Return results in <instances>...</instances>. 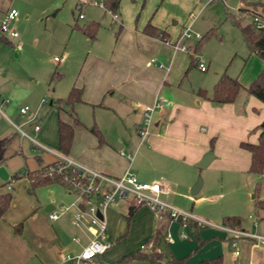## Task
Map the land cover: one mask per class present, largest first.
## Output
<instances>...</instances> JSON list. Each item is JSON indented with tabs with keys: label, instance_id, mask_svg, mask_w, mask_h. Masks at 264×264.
<instances>
[{
	"label": "crops",
	"instance_id": "1",
	"mask_svg": "<svg viewBox=\"0 0 264 264\" xmlns=\"http://www.w3.org/2000/svg\"><path fill=\"white\" fill-rule=\"evenodd\" d=\"M211 1L209 0L208 3ZM10 7L25 14L24 19L13 22L16 14L6 23L7 29L14 30L16 36L10 37L5 33L0 36V105L8 113L13 114L15 112L13 103L17 101L21 105L25 103L24 101L27 103L26 92L37 93L41 88L40 84L38 87H32L30 83L22 88L19 83L23 82L19 80L27 75L36 84L37 80H41L44 72L35 74L37 68L35 66L12 63L8 52H19L32 32L28 27L27 19L40 17L46 13V9L40 0H26L24 3L0 0V21L4 10ZM205 8H207L205 0L204 2L200 0H133L131 3L127 0H118L114 10L118 16L115 38L109 48L107 50L104 48L96 57L98 66L92 69L89 63H85L71 80L68 79L60 85L57 96L54 97V99L60 98L61 91L66 90V94L71 86L79 88L80 101L72 105L73 117L64 110H60L61 113L58 114L55 109L54 123L44 121V118L41 126L38 125L36 130L31 126L30 130L35 137L23 132L43 146L48 144L54 148L51 150L58 151L56 133L58 117L72 125L70 143L64 153L66 157L91 170L110 176H117L128 168L137 179L158 183L160 187L158 197L170 204V201H174L176 197H185L196 174L199 173L196 162L210 146H214V142L211 141L219 129L224 128L229 139L226 144V148L230 150V156L226 160L227 172L233 174L238 171H247L249 154L243 149L247 153L246 162L243 153L238 152L242 149L238 146V141L246 139L248 131L262 119L264 104L247 95L242 89L238 97L236 94L231 102L222 104H212L207 99L198 97L195 94L197 88L203 89L208 95L211 87L203 88L191 81L184 82L182 79L189 64L192 47L185 40L193 37L182 40L187 46L185 50L172 49L171 46L180 28L185 24L191 28L196 21L195 14L190 19L187 15L194 9L200 14ZM55 11L53 9L50 14H54ZM211 21L207 18L199 25L208 28ZM146 22L155 29L162 30L164 40L142 32ZM176 26H178L177 30L174 31L173 28ZM149 55H153L155 59L150 60ZM52 59L54 60V57ZM193 64L196 66V61ZM205 69L204 67L203 70H198L203 72ZM216 75L213 76L212 81L215 80ZM51 91L54 90L51 89ZM155 97H161L167 105L153 110L152 124L147 134L139 139L136 131L140 119L139 107L151 104ZM5 98L8 99L7 102L3 101ZM48 104L51 105L50 101ZM84 107L94 110L90 125L88 122L80 125L75 117V113ZM17 108L18 106L16 113L19 116ZM257 108L259 112L255 113ZM29 111L33 115L35 110ZM1 115L6 121H1ZM0 122L3 124V127L0 126V139L7 136L11 139L15 133L7 135L9 125H4L7 123L11 125V121L1 110ZM23 123L29 125L31 122L25 120ZM90 127H93L96 132L91 131ZM18 135L27 139L31 147H35L27 136L20 135L19 132ZM249 141L254 142L255 138ZM3 149L1 156L4 158L0 165H4V161L11 154V152H3ZM39 150L44 149L39 148ZM44 151L51 157L40 162L39 156L34 155L37 166L32 169L53 160L52 154ZM120 151L132 154L131 159L127 160L123 155H119ZM235 155L242 156L240 163ZM66 199L64 203L71 202L75 199V194L68 193ZM123 199L124 197L116 199L111 207L103 212L104 223L106 224L105 214L108 219L115 215L113 207L126 204L127 209L131 207L127 217L136 214L142 222L144 221L142 223L144 238H150L154 229L159 227L155 248L164 257L169 255L175 258L184 257V264H195L200 259L219 255L221 264H264V245L262 244L253 243L241 237L235 240L238 250H231V248L226 250L227 245L232 246L223 241L224 233L222 235L221 230L216 229L217 227L197 226L192 220H187L185 225H181L180 221L165 215L157 218L146 206L133 205L129 199L125 201ZM10 203L11 195L9 204L0 217V264H71L70 261L61 259L62 252L67 250L64 253H69L74 248L78 251L93 230V227L85 229L71 225L69 221L71 209L55 219H49L46 212L56 205L48 199H44L41 203L37 201L35 208L26 206L20 210L14 209ZM40 205H43L42 209L39 208ZM259 217L261 229L264 231V214H260ZM64 221L68 225H64ZM18 222H20V228L17 231L15 225ZM239 223L235 226L240 227ZM178 224L184 230L188 228L190 234L186 231L182 233ZM106 232V235L103 234L106 241L111 239L114 241L119 235V232H113L111 226H107ZM67 235L71 243H68V239L65 238ZM71 237H76L77 241H72ZM110 246L109 243L107 249L99 256H103ZM124 254L127 252H121L120 256ZM116 256L118 255L105 254L104 257L108 259L102 263L110 264L120 257ZM122 264H147V262L131 259Z\"/></svg>",
	"mask_w": 264,
	"mask_h": 264
},
{
	"label": "rangeland",
	"instance_id": "2",
	"mask_svg": "<svg viewBox=\"0 0 264 264\" xmlns=\"http://www.w3.org/2000/svg\"><path fill=\"white\" fill-rule=\"evenodd\" d=\"M15 1L19 3L26 2V0ZM40 1L44 5L46 13L37 18L31 17V19H27L29 21L28 27L32 30L31 35L27 37L26 42L22 45L19 52L11 51L10 53L8 52V55H10V61L12 63L24 66L27 64L31 67H37L35 74L44 72L43 76H41V80H37L36 84H34L33 79H30L27 75L19 80L23 82L21 84L19 83L22 88L27 86L28 83H30L32 87H38V84H40L39 87L41 86V88L37 93L31 94L28 93V91L26 92L28 102L26 103V101H24L25 103L23 105H26L29 109L24 115L18 116L16 113V107L20 104L17 103L18 101L13 103V106H15V112L13 114L8 113L3 106L0 105V110L11 121V125L9 123L4 124L9 125L6 134L10 135L13 132L15 133L3 149V152H11L4 161V165H2L8 175L6 182L9 184L10 188L6 189L4 180L0 179V190L10 193V205L17 210L26 206L35 208L36 202L38 201L41 203L44 199L51 200L53 204L57 206L59 203L66 202L67 194L72 191L56 182L41 184L36 186L32 192L28 191L29 184L23 172L37 166L34 155L39 156L40 162L48 160L51 156L44 150L31 147L27 139L19 137L16 127L19 130L25 131L28 135L35 137L30 130L33 123H38L37 126H41V122L44 118V121L54 123L55 106L53 104L49 105L48 101L53 102L54 97L57 96L60 85L65 83L68 79L71 80L85 63H89L92 69L98 66V59H96V57L100 55V52L104 48L107 50L113 43L117 27V22L111 23L109 11L99 5H82L79 11L81 17L77 18V10L73 6L74 0ZM127 1L128 3L133 2V0ZM208 1L209 0H205L207 8L200 14L194 9L187 15L190 19L195 14L196 21H194L190 29L198 35H201L207 28L200 27L201 25H199L204 19L210 18L212 23L209 26L215 27L214 32L204 38L197 52H194V59L199 58V60H202L206 69L201 72L195 64H190L186 68L182 79L184 82L191 81V83L195 85L209 88L213 82V76L225 70L227 75L236 77L238 82L242 86H245L259 71L261 61L253 52L248 51L238 28L229 19L224 18V12L227 11L237 17L238 23L241 25L250 23L249 14L241 13L237 9V5L239 3L242 6L256 3V9L262 11L258 4H264V0H212L209 3ZM200 2H204V0H200ZM53 9L56 11L54 14H50ZM16 12L18 13L15 19H13V22L24 19L25 14H21L19 11ZM89 22L97 23L94 37L91 40H88L79 29L80 26ZM168 25H170V23H168ZM177 27L178 26L173 28V30L176 31ZM185 41L193 45L196 40L195 38H190ZM63 52H65L64 55ZM53 57L55 58L54 60L52 59ZM148 58L155 59L153 55H149ZM52 72L54 76L52 75L50 79L49 77ZM51 89L54 91H51ZM240 91L241 90L237 92V97L240 95ZM65 92L66 90L61 91V97L65 96ZM40 98H44L45 101L40 103ZM20 106L22 105L20 104ZM30 109H33V111L35 110L34 113L31 112L34 116L30 114ZM81 109L82 110L75 113L76 119L79 121L80 125L84 124V122H88L90 125L94 117V110L89 107ZM258 112L259 110L257 108L255 113ZM59 113H61V111H58V114ZM1 119V121H6L2 115ZM263 119L264 116L256 123V126L254 125L248 131L247 138L244 140L249 141V139L255 138L259 128L262 127L261 124L263 123ZM25 120H29V123L31 122L29 124L30 127L27 123H23ZM0 126L3 127L1 122ZM224 130V128L219 129L218 133L214 135L213 141L211 142H214L215 147L210 146L208 148V150L212 152L213 157L206 165L197 168L199 169V173L196 174L195 179L199 177L201 182L198 191L195 194H190L188 189L185 197H176L174 201H170L171 204H168L182 211H188L194 216L210 223V225H203V227L216 228L214 225H221L220 218L222 216L234 215L239 218L240 222V227L237 228L247 232L262 233L259 215L264 214V209L254 207L252 196L264 199V197H262L264 196V161L259 176L248 171H238L229 174L226 168V160L227 157L230 156V150L226 148L229 139ZM46 146L47 148L54 149L48 144ZM238 152L243 153L247 162V153L243 149H240ZM235 156H237L238 163H240L242 156ZM228 177L230 178L228 179ZM257 180L259 181L258 184L256 183ZM129 198V195H126L123 200L125 201ZM42 207L43 205L39 206L40 209H42ZM109 207H111V205ZM113 208L115 215L108 219L105 214L106 224L104 223L105 229L103 230V234L106 235L107 226H111L113 232H119V235L114 241L112 239L109 241L107 240L111 246L106 252H111V255L106 252L105 254L108 256H113L114 254L120 256L121 252L130 253L140 250L139 244L143 245L144 240L149 238H144L142 235L144 231V225L142 223L144 221L142 222L140 217H137L136 214L127 217L128 210L126 204H119L117 207ZM173 220L178 221L177 219ZM20 221L22 220L20 219ZM18 223L20 224V222ZM63 224L68 225L66 221H64ZM216 229H219V231L221 230L218 227ZM179 230H181L182 233L186 231V233L190 234L188 228L184 230L180 225ZM221 233L222 235L224 233L225 236L223 241H226L227 244L229 243V245L232 246L230 247L227 245L226 250L229 248H231V250H238L235 240L241 237L226 239L228 235L223 230H221ZM65 238L68 239V243H71L68 235L65 236ZM159 239L161 238L159 237ZM161 241L163 240L161 239ZM74 246L76 247V245ZM64 252H67V250L63 251L62 254H65ZM76 252L77 249L74 248L73 251H69V254H74ZM105 254L99 256V260L103 263L108 259L104 257Z\"/></svg>",
	"mask_w": 264,
	"mask_h": 264
},
{
	"label": "built area",
	"instance_id": "3",
	"mask_svg": "<svg viewBox=\"0 0 264 264\" xmlns=\"http://www.w3.org/2000/svg\"><path fill=\"white\" fill-rule=\"evenodd\" d=\"M99 5L103 7L101 0H74V8L77 10L76 17L80 18V8L84 4ZM240 6V3L237 5ZM104 8V7H103ZM109 11V10H107ZM17 12L10 7L4 10L0 21V36L6 34L10 37L16 36L14 30L7 29L6 23L16 16ZM111 22L118 21L115 11H109ZM250 24L254 29L264 26V12L259 10H250ZM198 38L199 35L192 31L188 24L183 25L175 40L171 44L172 49L185 50L186 45L182 42L186 38ZM55 59V58H54ZM150 60H152L150 58ZM196 66L199 70L204 69L202 60L195 59ZM7 98L3 99L7 102ZM41 98L40 101H44ZM167 102L161 97H155L149 105H141L140 119L137 123V135L142 139L148 132L152 124V112L154 109L166 106ZM19 115H24L27 106L22 105L17 108ZM32 129L38 128L37 124H32ZM20 135L27 136L22 130L16 127ZM35 147L44 149L52 154L53 160L42 169V175L50 179H56L60 185L70 189L75 194V199L69 203H59L56 207H52L46 212L49 219H55L60 214L71 209L70 224L78 228L93 227L90 231V237L74 254L65 253L61 255V259L68 260L71 264H103L99 260V255L107 249L109 243L103 238L104 219L103 212L114 203L118 198L129 195V199L133 205H145L152 211L157 218L167 216L170 219H177L181 225H185L187 220H192L197 226L210 225L204 219L194 216L188 211H182L170 204L162 201L158 197L160 187L158 183L153 181H142L136 178L132 171L128 168L124 169L117 176H110L99 171L91 170L82 166L64 154L48 149L38 143L32 137L27 136ZM127 160H130L132 154L118 152ZM8 189L9 185L5 184ZM96 212L100 214L97 217ZM223 230L228 238L243 237L249 239L253 243L264 245V231L262 233L247 232L237 227H229L223 225H214ZM225 234V235H226ZM182 236V234H179ZM72 241H77L76 237H71ZM232 244V242H231ZM141 247V246H140ZM236 253V251H234Z\"/></svg>",
	"mask_w": 264,
	"mask_h": 264
},
{
	"label": "trees",
	"instance_id": "4",
	"mask_svg": "<svg viewBox=\"0 0 264 264\" xmlns=\"http://www.w3.org/2000/svg\"><path fill=\"white\" fill-rule=\"evenodd\" d=\"M103 7L106 10L114 11L118 0H101ZM256 3H250L241 5L237 9L241 13L249 14L250 10H257ZM260 10H264V4H258ZM224 18L229 19L239 30L242 40L244 41L249 52H253L261 61V67L259 71L254 75V77L245 85L242 86L236 77H231L225 73V70H222L216 75L215 80L211 84L210 93L207 95L203 89L197 88L195 94L198 97L205 98L210 101L212 104H222L231 102L236 96L237 92L242 89L247 95H250L264 104V26L259 29H254L250 23L239 24L237 17L233 14L225 11ZM76 27V25H75ZM97 28V23L89 22L79 27L81 32L88 38L91 39L94 37V32ZM215 30V27L210 26L204 30V32L199 35L195 43L192 45L190 54H189V64H193L194 52H197L199 45L208 35L212 34ZM142 32L149 34L151 36L157 37L161 40H164L163 31L155 29L152 25L146 22L142 27ZM54 76L53 72L50 75V79ZM80 101V90L78 87L71 86L64 97L56 98L50 104L55 106L56 112L66 111L69 115L72 116V105ZM73 117V116H72ZM75 120V119H74ZM264 123V119H263ZM90 130L96 132L93 127H90ZM56 133H57V149L60 153L64 154L68 149L72 125L64 120H61L57 117L56 122ZM10 140V136L3 137L0 139V163L3 158L1 156L2 149L6 143ZM238 146L242 149H245L248 154V165L247 171L252 172L256 175H260L261 166L264 161V126L260 127L254 142L240 140L238 141ZM48 165V163L41 165L39 168L25 170L23 175L28 180L29 192H32L33 189L41 184L56 182V179H50L42 175V169ZM6 183V179L4 180ZM258 180L256 183L258 184ZM252 202L255 208L264 209V200L255 198L252 196ZM10 201V193L8 191H0V217L3 212L6 210ZM239 218L237 216H223L221 219V225L235 226L238 224ZM16 230L20 228V224L17 223ZM159 234V227L155 228L152 236L149 239L144 240V244L141 245L140 250L130 252L120 256L118 259L113 261L110 264H122L131 259L144 260L147 264H184V257H164L160 251L155 248V240ZM195 264H221V257L219 255L203 258L198 260Z\"/></svg>",
	"mask_w": 264,
	"mask_h": 264
},
{
	"label": "water",
	"instance_id": "5",
	"mask_svg": "<svg viewBox=\"0 0 264 264\" xmlns=\"http://www.w3.org/2000/svg\"><path fill=\"white\" fill-rule=\"evenodd\" d=\"M261 126H264V123L261 124ZM212 153L210 150L206 151L201 157L200 159L196 162V165L198 166H204L208 160L211 158ZM7 177V173L4 169V167L2 165H0V179H5ZM200 187V179L199 177H197L195 179V181L193 182V184L191 185L190 189H189V193L190 194H195L198 190V188ZM130 209L131 207H128V211L127 214H130ZM97 217L100 218V214L98 212H96Z\"/></svg>",
	"mask_w": 264,
	"mask_h": 264
}]
</instances>
